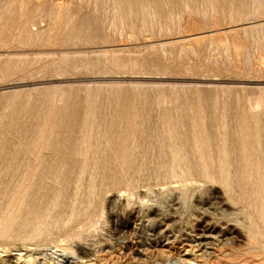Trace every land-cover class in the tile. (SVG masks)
Listing matches in <instances>:
<instances>
[{"label":"rangeland","instance_id":"obj_1","mask_svg":"<svg viewBox=\"0 0 264 264\" xmlns=\"http://www.w3.org/2000/svg\"><path fill=\"white\" fill-rule=\"evenodd\" d=\"M257 3L0 0V264L61 246L68 264H127L141 245L140 264H181L180 243L209 225L228 231L213 264H264V28L215 32L264 20ZM182 178L190 201L157 207Z\"/></svg>","mask_w":264,"mask_h":264},{"label":"bare ground","instance_id":"obj_2","mask_svg":"<svg viewBox=\"0 0 264 264\" xmlns=\"http://www.w3.org/2000/svg\"><path fill=\"white\" fill-rule=\"evenodd\" d=\"M89 1V0H88ZM255 2H257L258 1V3H257V6H261L262 5V0H254ZM63 7V5L62 4H60V5H54L52 8H51V13H55V12H60L61 11V8ZM256 14H257V16L258 17H260V13L257 11L256 12ZM43 17V16H42ZM42 17H40L38 20H31L30 22H29V25H31V26H39L40 24V22H42L44 19V17L42 18ZM46 17V16H45ZM261 20V19H260ZM246 21V20H245ZM264 28V20H261V21H258V22H255V23H248V22H242V23H240V24H236V25H233V26H231L230 24H228L225 28H223V29H218V30H216L215 32H219V33H224L225 35H227L228 33H241V34H243L244 35V37L245 38H247V37H249V38H253V36H254V33H258V32H260V30L261 29H263ZM114 30L116 31V30H118V32H123V28H119V29H117V28H114ZM207 34H209V33H207ZM126 36H128L127 38H129V39H134V36H131V35H126ZM199 36H204V34H201V33H193V34H188V35H182V36H179L178 38H177V40H178V43H179V46L181 47V48H184L185 46V44H190V43H192V42H195V41H197V40H199V38H201V37H199ZM206 36V35H205ZM225 37H228V36H225ZM211 42H212V44H211V46H210V48L213 50V51H217V50H220V49H222V48H224V47H229V48H231V49H234V50H238L239 49V47H240V44H239V42H237V41H232V43H230V44H225V45H222V44H220L219 42H216V41H214V40H211ZM182 50H186V49H182ZM248 53V52H247ZM238 54H240V53H238ZM256 54H251V55H248V58H253L254 56H255ZM258 56V55H257ZM253 59H255V58H253ZM262 65V64H261ZM264 70V69H263ZM261 73V72H260ZM160 101H162V98H160L159 99V102ZM90 113V112H89ZM264 146V145H263ZM264 148V147H263ZM176 175H173V178L175 177ZM207 176H209V174H207ZM177 178H179V177H177ZM175 179V178H174ZM183 179V178H182ZM182 179H177L178 180V185L174 188H170V185L168 186L169 188H167V189H163V190H161L160 192H158V193H156L157 194V196L155 195V197H156V199H155V204L157 205V207H161V209H162V207H165L164 205L165 204H167L168 205V201H169V199L171 198V196L173 195V193H175L176 192V194H177V198H178V200L181 202L180 203V205H186L189 201H190V198H191V192H194L195 190H196V187H195V184L193 183V182H187L186 180H182ZM174 183H177V182H174ZM196 185H197V183H196ZM172 187V186H171ZM199 188V187H198ZM152 191L153 190H151V189H149V191H147V195H149L150 193H152ZM158 191H159V189H158ZM143 192V191H142ZM154 192H157L156 190L155 191H153V194H155ZM144 193V192H143ZM172 193V194H171ZM133 195H134V193H132ZM137 194V193H136ZM132 195V196H133ZM143 196V197H145L144 195L145 194H143V195H141V194H138V196ZM137 197V196H136ZM173 197H175V196H173ZM172 197V198H173ZM110 198V197H109ZM147 198V197H146ZM172 198H171V200H172ZM120 200V202L122 201V205L124 204L126 207H130L131 206V204L133 203V199H132V197L131 196H129V195H123V194H117V195H113V196H111V198H110V200ZM140 199H141V197H140ZM175 199V198H174ZM113 200V201H114ZM170 200V201H171ZM221 200H222V198H221ZM108 201V200H107ZM169 201V202H170ZM175 201V200H174ZM178 201V202H179ZM111 202V201H110ZM119 202V201H118ZM141 202V201H140ZM209 202V201H208ZM222 202H225V201H223L222 200ZM171 203V202H170ZM176 203H177V201H176ZM141 204H145V202L144 201H142L141 202ZM154 204V205H155ZM173 204L174 203H171V205L173 206ZM179 204V203H178ZM178 204H175V205H178ZM224 204V203H223ZM137 204L135 203V206H136ZM149 205H151V204H149ZM148 205V206H149ZM166 205V206H167ZM179 205V206H180ZM134 206V207H135ZM141 206V205H140ZM147 206V207H148ZM169 206H170V204H169ZM168 206V207H169ZM122 207H124V206H122ZM142 207V206H141ZM145 206H143V208H144ZM154 207V209H155V207L156 206H153ZM156 207V208H157ZM167 207V208H168ZM174 207V206H173ZM130 208H132V207H130ZM149 208V207H148ZM147 208V209H148ZM151 209H152V207H150ZM150 208H149V210H150ZM175 208V207H174ZM174 208H172V211H173V209ZM124 209V208H123ZM122 209V210H123ZM138 209V208H137ZM166 209V208H165ZM170 209V208H169ZM176 209V208H175ZM131 210V209H130ZM129 209L127 210V212L128 211H130ZM164 210V209H163ZM146 211V210H145ZM171 211V210H170ZM176 211V210H175ZM198 211V210H197ZM135 212H136V210H135ZM134 212V213H135ZM147 212V211H146ZM146 212H144V215H145V213ZM157 212V211H156ZM161 212H163V211H161ZM174 212V211H173ZM177 212V211H176ZM175 212V213H176ZM199 212V211H198ZM205 212V211H204ZM111 213V212H110ZM131 213V212H130ZM133 213V214H134ZM136 213H138V212H136ZM148 213H149V211H148ZM146 213L147 215H149V214H151V213ZM154 213H155V211H154ZM158 213H159V211H158ZM203 213V212H202ZM206 213V212H205ZM205 213H203L202 215L203 216H206V214ZM209 213V212H208ZM207 213V214H208ZM120 214H122V213H120ZM125 214V213H124ZM132 214V213H131ZM152 214H153V212H152ZM163 214V213H162ZM169 214V213H168ZM116 215H118L117 213H116ZM130 215V214H129ZM137 215V214H136ZM141 215V214H140ZM139 215V216H140ZM146 215V216H147ZM155 215H156V213H155ZM159 215V214H158ZM163 215H167V213L165 212V214H163ZM201 215V214H200ZM120 216V215H119ZM126 216V215H125ZM138 216V215H137ZM136 216V217H137ZM154 216V215H153ZM157 216V215H156ZM159 216H161V215H159ZM170 216V215H169ZM214 216V215H213ZM133 217V216H132ZM142 217V216H141ZM141 217H139V219L141 218ZM144 217V216H143ZM149 217V216H148ZM147 217V218H148ZM162 217V216H161ZM178 217V216H177ZM124 218V217H123ZM146 218V220H149V221H152V220H150V219H147ZM202 218V217H201ZM206 218V217H205ZM119 219V218H118ZM135 219V218H134ZM153 219V218H152ZM154 219H156L157 220V218H155L154 217ZM153 219V220H154ZM159 219V218H158ZM162 219V218H161ZM163 219H166L165 217L163 218ZM211 219V218H210ZM209 219V220H210ZM141 220V219H140ZM145 219H144V221H146ZM198 220H200V219H198ZM161 222V220H158V222ZM163 221V220H162ZM165 221V220H164ZM202 221V220H201ZM208 221V220H207ZM147 222V221H146ZM146 222H144V223H146ZM154 222V221H153ZM159 222V223H160ZM141 223V222H140ZM149 223V222H148ZM154 223H156V222H154ZM161 223H165L166 224V222H161ZM138 224V223H137ZM93 224H91V226H92ZM152 225V224H151ZM150 225V226H151ZM161 225V224H160ZM167 225V224H166ZM206 225V224H205ZM213 226L215 225V224H212ZM155 226V225H154ZM171 226V225H170ZM170 226H168L167 225V227H170ZM202 227H203V225H201ZM208 226V225H207ZM156 227V226H155ZM166 227V226H165ZM172 227V226H171ZM170 227V228H171ZM206 227V226H205ZM230 227V226H229ZM152 228V227H151ZM157 228H161L160 226L158 227L157 226ZM164 228V227H163ZM204 228V227H203ZM216 228V227H215ZM219 228H221V227H219ZM224 228V227H223ZM228 228V227H227ZM226 228V229H227ZM156 229V228H155ZM155 229H154V231H155ZM165 229V228H164ZM167 229V228H166ZM218 229V228H217ZM216 229V230H217ZM231 229H232V227H231ZM171 230V229H170ZM191 230V229H190ZM189 230V231H190ZM200 230V229H199ZM221 229H219V232H214V228L213 227H211L210 225L208 226V227H206L205 229H202L201 230V232L200 231H198L199 233H196V234H193V235H190V236H188V237H186V239L182 242V243H180V247H178V249L177 248H175V249H177V251H178V257L180 258V262H181V264H213V262L216 260L217 261V259H219V258H221L222 256H224L226 253H223V252H221L220 251V247H221V244H223V242H224V240H223V237H224V235H226L227 233H228V231H226V230H221ZM233 230V229H232ZM152 231H153V229H152ZM153 231V232H154ZM158 231H162L163 232V230H159L158 229ZM158 231L156 230V232L158 233ZM165 231V230H164ZM168 231V230H167ZM188 233V232H187ZM189 233H191V232H189ZM84 234H85V231H77V232H74L73 234H71L70 235V238L73 240V241H77V242H75V243H77V244H79L80 242H81V240H82V237L84 236ZM155 234V233H154ZM159 234H161L160 232H159ZM185 234V233H184ZM148 235V234H147ZM163 235V234H162ZM162 235H160V237H162ZM186 235V234H185ZM230 235V234H229ZM158 236V235H157ZM164 236V235H163ZM147 237V236H146ZM145 237V238H146ZM152 237V236H151ZM155 237V236H154ZM167 237V236H166ZM170 237V236H169ZM144 238V237H143ZM142 238V239H143ZM148 238H149V236H148ZM157 238V237H156ZM182 238V237H181ZM158 239H160V238H158ZM157 239V240H158ZM161 239H164L163 237L161 238ZM168 239V238H167ZM175 239H176V237H175ZM226 239V238H225ZM148 240V239H147ZM156 240V241H157ZM172 240H174V239H172ZM178 240V239H177ZM143 241V240H142ZM145 241V240H144ZM153 241H155V240H153ZM159 241V240H158ZM161 241V240H160ZM165 241V240H164ZM176 241V240H175ZM174 241V242H175ZM79 242V243H78ZM151 242V241H150ZM169 241H166V242H163V244H162V246H166L167 244H168V247H170L169 245L170 244H172V243H168ZM179 242H180V240H179ZM178 242V243H179ZM82 243V242H81ZM142 243V242H141ZM153 243V242H152ZM76 244V246H78ZM155 244H156V242H155ZM154 244V245H155ZM79 245H81V244H79ZM84 245V244H83ZM139 245V244H138ZM145 245H146V243H145ZM82 246V245H81ZM81 246H78L79 248H81V249H83L84 250V247L82 248ZM140 246V245H139ZM139 246H137V247H139ZM141 246H143V245H141ZM141 246H140V248H136V249H133L134 251V254H135V257L134 256H131V257H129V261H127L128 263L127 264H140V263H142V261L143 260H145L146 259V257L149 255V254H152V251H153V249L151 250V251H149L147 248L145 249V248H141ZM175 246V245H174ZM149 247V246H148ZM160 247V249H161V246H159ZM173 247V246H172ZM171 247V248H172ZM61 249H58V250H55V251H52L51 253H52V255H54V257H52L51 256V253H50V257L48 256V254L46 255L45 253L44 254H42V255H44L43 257L45 258H43L42 260V262H40L41 260H39V258L38 257H36V256H38L37 255V253H36V255L35 254H33V255H35V257L34 256H32V254H30L29 253V251H28V253L30 254V255H22V254H24V253H19V254H17L16 255V262H18L17 260H21V259H23V263L25 262L26 264H66V262H67V264H68V261H63L64 259H66V258H68V257H73V256H75V252H74V250L72 249V247H68V246H61L60 247ZM86 248H88V247H86ZM174 248V247H173ZM75 249V248H74ZM90 249V248H89ZM165 249V248H164ZM164 249H162L161 250V252L162 253H164V251H166V250H164ZM92 250H93V248H92ZM104 250V249H103ZM158 250V249H157ZM156 250V248H155V251H157ZM171 250V249H170ZM224 250V249H223ZM228 250V249H227ZM80 251V250H79ZM85 251V250H84ZM95 251V250H94ZM97 251H99V250H97ZM174 251V250H173ZM93 252V251H92ZM128 252H131V250H129ZM168 252V251H167ZM27 253V252H26ZM95 253V252H94ZM121 253V252H120ZM161 253V254H162ZM166 253V252H165ZM0 254H1V252H0ZM131 254V253H130ZM160 254V253H159ZM167 254V253H166ZM45 255L46 256H48V257H45ZM101 255H103V254H101ZM105 255H107V254H105ZM104 255V256H105ZM111 255V254H110ZM107 256V257H111V256ZM114 256H115V254H113ZM13 256V255H12ZM11 256V257H12ZM24 256V257H23ZM176 256V255H175ZM101 257V256H100ZM125 257V256H124ZM177 257V256H176ZM15 258V257H14ZM74 258V257H73ZM77 258V257H76ZM123 258V257H122ZM179 258H178V261H179ZM102 259V258H101ZM100 259V260H101ZM107 259V258H106ZM112 259V258H111ZM69 260V259H68ZM73 260V259H72ZM104 261H105V259H103ZM126 260V259H125ZM177 260V259H176ZM13 261V260H12ZM78 261V260H77ZM103 261V262H104ZM147 261V260H146ZM146 261H144V262H146ZM14 262H15V260H14ZM72 262V261H71ZM102 262V263H103ZM9 263V262H8ZM12 263V262H11ZM18 263H20V262H18ZM70 263V262H69ZM73 264H84L83 262H76V263H74V262H72ZM105 263V262H104ZM126 263V262H125ZM17 264V263H16ZM99 264H101L100 262H99ZM110 264H112V263H110ZM144 264H146V263H144Z\"/></svg>","mask_w":264,"mask_h":264}]
</instances>
